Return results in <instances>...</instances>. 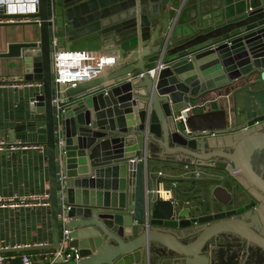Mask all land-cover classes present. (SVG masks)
<instances>
[{
    "label": "water",
    "instance_id": "1",
    "mask_svg": "<svg viewBox=\"0 0 264 264\" xmlns=\"http://www.w3.org/2000/svg\"><path fill=\"white\" fill-rule=\"evenodd\" d=\"M0 19L39 25L38 42L8 50L24 58L25 81L42 83L32 88L26 119L8 132V142L18 131L44 151L51 236L48 243L1 247L0 254L52 252L65 227L73 258L36 264H264V161L258 160L264 155V0H38L35 13L0 9ZM138 36L154 40L132 50ZM112 38L118 58L127 52L123 62L74 87L59 85L56 94L54 53L113 50L105 45ZM160 62L166 67L156 78L140 75ZM254 73L258 78L250 81ZM245 85L243 123L223 108H208L188 115L190 135L178 130L174 114L190 100ZM213 136L231 143L216 147ZM147 140L164 154L228 171L198 179L207 183L204 204L208 198L219 210L203 205V213L191 215L190 207L153 198L140 161ZM123 147L130 153L123 156ZM94 184L96 192L85 189ZM246 194L253 200L243 203ZM189 226L188 233L173 231Z\"/></svg>",
    "mask_w": 264,
    "mask_h": 264
},
{
    "label": "crops",
    "instance_id": "2",
    "mask_svg": "<svg viewBox=\"0 0 264 264\" xmlns=\"http://www.w3.org/2000/svg\"><path fill=\"white\" fill-rule=\"evenodd\" d=\"M138 6V3H136L137 9ZM192 13L193 11L189 12L190 15H192ZM39 38L40 30L39 25L36 23H27V21L24 20L0 22L1 79L9 81L10 79L15 78L25 81L26 67L24 58L21 56L9 55L8 50L14 44L38 42ZM138 38V46L132 48V50H140L141 46L149 45L154 40L153 38L151 40L148 39L147 41L142 42L139 36ZM105 45H111L113 50H106L105 46L102 47L100 51H86L84 53L89 54V57L92 56L96 63L99 64L101 62L99 71L104 69L105 72H109L111 69L119 66L123 62L127 52L125 51L126 53L122 58H118L117 48L119 47V43H117L115 38L106 41ZM23 51L24 50H21V52ZM63 52L69 53V51H66V49ZM251 76L252 74L249 77ZM257 78L258 74L254 73L250 81ZM110 81L112 82L113 80H108L106 82ZM246 88H248V85L236 89H230L228 86H223L217 88L216 90L211 89L208 90L209 93L204 94V96H202L200 99L190 100L189 103L199 102L204 104V107L200 110H197L196 113H202L208 108L211 110L223 108L229 114V117L230 115L235 116L237 119L236 123L240 124L245 121L244 91ZM142 90L143 88L138 89V91ZM31 93L32 88L23 87L22 85H19L13 89L0 87V139L8 141V132L14 126L21 125L25 121L29 107L28 97ZM90 110L93 113V108H90ZM112 119L114 120L115 118ZM178 128L180 132L183 131V127L179 123ZM108 133L110 136L118 134L117 132L112 133L110 131ZM13 137L15 139L14 143H17L18 145L21 144L34 146V143L36 144V140L34 141L30 136L24 140L21 139V132L18 131H14ZM224 140L231 143V139L227 136H213L212 138H209V141L213 142L216 147L224 145ZM225 147L227 146L225 145ZM110 148H112V146H110ZM125 149V147L121 148V154L123 156H125L127 153H130L123 152ZM110 152H113V150L111 149ZM144 155V157H146V164H143L147 174L145 184L147 190L150 192L153 198H155V196L151 193V191L158 187V183H161V187H168L171 182H176V196L178 199H180V201H189L190 205L188 207L193 210L191 215L203 213V205H206V207L212 211L219 210V205L215 201H210L207 197L204 204L201 190L207 187V183L199 181L198 179L211 176L213 173L220 177L219 175H227L228 171L207 167L208 169H205L199 178H192L190 175H188V171L185 168V165L190 166L195 164L192 158L181 155L180 153L171 155L164 154L160 145L150 140H147V147L144 149ZM133 160H135V158ZM125 163H127V161H125ZM159 171L162 172L160 177L157 175ZM45 173L46 160L44 151L42 149L28 148L26 150L13 152H8L6 150L0 151V195L2 196L17 195L18 197H27L31 194L40 195L44 193L48 189ZM233 178L234 176L230 174L229 179L232 181ZM93 179H96L95 175H93ZM224 185L228 189H232V184L230 182L225 181ZM93 186L94 187L92 188L88 186L85 189L87 191L92 190L96 192L97 187L95 184ZM236 187L238 191L242 190V187L239 183L236 185ZM100 191L105 192L106 190L102 189ZM107 191L111 193L112 187L110 186ZM95 197L96 196H94V201L97 200ZM251 200H253V197L246 194L243 203H247ZM260 204L263 205L264 209V203L261 201ZM196 208H199V212H195ZM262 217L264 218V213L262 214ZM192 230V226L183 228L178 227L173 229V231L177 234L188 233ZM50 237L47 207L0 209V248L4 246L18 247L24 245H33L38 244L39 242L48 243ZM44 252L45 250H37L25 252H8L3 254H6V256L14 254L17 257L21 255H31L34 261L33 264H36L39 261L37 256ZM92 254H95V252Z\"/></svg>",
    "mask_w": 264,
    "mask_h": 264
},
{
    "label": "built area",
    "instance_id": "3",
    "mask_svg": "<svg viewBox=\"0 0 264 264\" xmlns=\"http://www.w3.org/2000/svg\"><path fill=\"white\" fill-rule=\"evenodd\" d=\"M38 0H0V9H3L6 14H28L35 13ZM3 21H13V20H4L0 19V22ZM15 21V20H14ZM54 84L56 87V94L59 92V85H65L67 87H74L78 83L91 79L99 73V68L101 62L98 64L95 62L93 57H89V54L84 52H55L54 53ZM166 66L163 63H156L153 68L146 70L141 73V76L147 75L150 78H156L158 72L164 69ZM19 85L28 88H38L42 87L40 82H25L22 79H10L5 81V79L0 78V87L6 88H16ZM57 102V101H56ZM204 107L203 103H189L186 107L180 109L174 114V120L181 124L183 127L182 133L190 135V131L185 126V121L188 115L196 113L197 110H200ZM179 130V128H178ZM180 131V130H179ZM28 148L41 149L39 146H27L17 143H9L6 140L0 139V151L9 150H26ZM140 161L146 164V157L140 158ZM188 175L192 178H199L205 169H208L205 166L199 165H185ZM157 175L160 177L162 172H158ZM160 185V186H159ZM163 186V185H162ZM177 183L171 182L168 187H161V183H158V187L151 191V193L156 198L162 199H171L174 203V206L178 208L188 207L190 205L189 201H180L176 196ZM49 194L47 191L40 195L31 194L27 197H18L14 196H2L0 195V209H17L21 207H48L49 206ZM62 209L65 210V206H62ZM58 215L62 224H64L68 218L65 216L64 212ZM69 231L67 228L62 229V234L60 236V246L58 249L49 252L45 251L41 255L37 256L39 260H45L46 257H50L51 262L61 259L62 261H68L73 258V252L66 249L67 235ZM6 247V246H4ZM19 260V261H17ZM33 264V258L31 255H21L17 257L14 254L6 256V254H0V264Z\"/></svg>",
    "mask_w": 264,
    "mask_h": 264
},
{
    "label": "flooded vegetation",
    "instance_id": "4",
    "mask_svg": "<svg viewBox=\"0 0 264 264\" xmlns=\"http://www.w3.org/2000/svg\"><path fill=\"white\" fill-rule=\"evenodd\" d=\"M264 155L262 154L260 157H259V163L261 164L263 161H264ZM261 252H263L264 253V251H261Z\"/></svg>",
    "mask_w": 264,
    "mask_h": 264
}]
</instances>
